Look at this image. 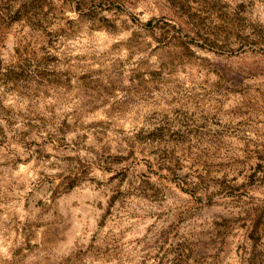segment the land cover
Listing matches in <instances>:
<instances>
[{"label": "rangeland", "instance_id": "obj_1", "mask_svg": "<svg viewBox=\"0 0 264 264\" xmlns=\"http://www.w3.org/2000/svg\"><path fill=\"white\" fill-rule=\"evenodd\" d=\"M237 43L264 0H0V264H264Z\"/></svg>", "mask_w": 264, "mask_h": 264}, {"label": "bare ground", "instance_id": "obj_2", "mask_svg": "<svg viewBox=\"0 0 264 264\" xmlns=\"http://www.w3.org/2000/svg\"><path fill=\"white\" fill-rule=\"evenodd\" d=\"M148 19V18H147ZM148 21V20H147ZM145 23V22H144ZM144 26V25H143ZM132 35V32H128L127 36ZM147 38V37H146ZM152 42L154 43L153 39ZM245 43V42H244ZM260 43V42H259ZM151 44V43H150ZM233 44V43H232ZM247 44V43H246ZM264 46V45H262ZM242 47L243 45H239L238 43L236 45H232V47L230 49H228L229 51H231L232 53L238 55V56H244V58H242L241 60H239L237 63H230V64H219L218 66L221 68L222 72H227L228 73H233L234 75H236L238 73L241 72H252L255 70H260V69H264V59H260L261 57H259V59H253L251 57L253 51L252 49H250L247 45L245 47V49H243L244 51H242ZM261 48L264 49V47H261L260 45H256L255 49L256 50H260ZM218 51V50H217ZM230 53V52H229ZM256 53V52H255ZM258 53V52H257ZM258 55V54H257ZM260 56V55H259ZM255 57V56H254ZM264 57V56H263ZM241 58V57H240ZM256 58V57H255ZM216 62V61H214ZM222 63V61H220ZM225 62V61H224ZM227 63V61H226ZM215 65V64H214ZM223 72V73H224ZM257 72V71H256ZM244 73V74H245ZM226 74V73H225ZM248 74V73H246Z\"/></svg>", "mask_w": 264, "mask_h": 264}]
</instances>
